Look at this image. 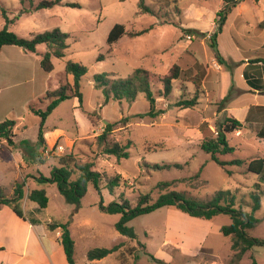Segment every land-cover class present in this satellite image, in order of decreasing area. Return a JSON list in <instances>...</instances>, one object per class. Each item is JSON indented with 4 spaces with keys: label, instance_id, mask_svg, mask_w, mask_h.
<instances>
[{
    "label": "rangeland",
    "instance_id": "1",
    "mask_svg": "<svg viewBox=\"0 0 264 264\" xmlns=\"http://www.w3.org/2000/svg\"><path fill=\"white\" fill-rule=\"evenodd\" d=\"M38 1L33 0L34 4ZM67 3H77L78 7ZM222 6L223 0H61L53 7L21 13L23 7L29 9L27 2L23 6L19 0H0V29L5 24L3 9L8 19L18 16L9 23L8 29L20 37L29 38L53 28L68 34L65 55L51 59V72H45L38 62L24 57L22 62L30 71L21 80L28 83H23L16 97L8 90L0 94V122L16 120L15 143L28 142L26 149H11L0 142V185L5 196L11 198L15 183H21L24 197L20 206L26 223H31L28 235L23 220L9 206L0 205V262L11 264L18 258L27 238L28 255L36 256L33 258L37 261L24 257L19 264H68L59 244H56L57 251L52 250L50 243L56 240L58 231L47 226L68 223L74 241L75 264H156L143 250L169 264H226L231 254L230 239L219 228L230 223L228 215L203 220L163 206L127 223L137 233V238L132 240L115 229L120 214L108 213L99 207L100 202L107 206L123 199L134 206L141 194H148L151 203L170 190L208 200L217 191L229 189L236 197L235 206L250 211V195L259 184L261 206L254 212L258 221L247 233L264 239V182L258 174L246 169L250 159L264 157V138L258 137L255 131L264 125V68L259 63L243 66L248 58H264V0H240L219 31L216 14ZM115 23L124 24L125 34L109 46L107 35ZM143 29L148 30L133 35ZM214 32L216 51L224 59L222 64L217 62L215 49L210 44L209 36ZM46 49L45 44H39L37 55ZM67 61L87 67L80 80L82 103L75 97L61 101L44 120L39 138L41 119L29 111L28 105L47 90L66 82ZM173 64L181 68L179 79L173 81L168 100L156 98V107L165 109V113L152 120L136 116L149 108L143 93L139 92L132 102L112 99L105 102L103 92L93 84L97 74L125 79L138 67L167 74ZM250 74L260 81L254 79L255 83H248ZM44 78L46 89L37 95ZM67 80L71 82L72 76L68 75ZM193 81L201 86L198 105L178 108L174 103L182 91L186 96L195 92ZM256 85L262 87L258 89ZM30 88L35 93H30ZM48 103L47 99L37 103V107L43 110ZM220 108L225 110L220 113ZM257 109L262 112L252 113ZM230 115L244 123L240 130L226 134L228 144L234 149L219 157L225 161L238 159L242 163L221 166L201 150L200 144L205 125L215 134L217 121ZM124 117L130 122L126 126L116 124L109 138L121 144L130 141L128 157L118 159L101 154L102 147L96 136L102 132L105 122H117ZM57 144L64 147L63 154L55 151ZM68 154L78 161L92 162L93 170L103 174L100 190L88 183L79 203L74 204L64 199L56 184H46L43 185L48 197L45 208L28 200L29 190L40 186L35 177L49 176L52 167L58 165V158ZM116 174L121 175V180L111 192L106 181ZM164 181L171 184L160 189L157 185ZM115 244H122L120 251L134 247L139 258L135 260L127 255L126 262L122 263L119 251L100 260L86 258L90 249L110 248ZM251 255L257 264H264V245H255L237 264H250Z\"/></svg>",
    "mask_w": 264,
    "mask_h": 264
},
{
    "label": "trees",
    "instance_id": "2",
    "mask_svg": "<svg viewBox=\"0 0 264 264\" xmlns=\"http://www.w3.org/2000/svg\"><path fill=\"white\" fill-rule=\"evenodd\" d=\"M240 0H223V6L217 12L216 28L221 30L224 25L227 15L230 13L232 7L236 6ZM24 6L28 3L29 9L23 7L21 13H28L31 10H38L47 7H53L59 4L61 0H39L37 4H34L33 0H19ZM142 4V3H141ZM68 6L78 7L77 3H67ZM147 12L149 9L143 7ZM1 14L5 18V24L0 29V50L6 45H15L22 48L25 52L37 53L36 48L39 44H45L46 51L40 54V66L42 69L49 73L53 70L52 58H61L65 55V50L68 47L67 38L68 34L62 32L58 28H53L41 33L32 34L29 38L20 37L14 32L8 29L9 23H12L13 19H8L4 10L1 9ZM261 29L260 27H258ZM148 29H143L136 33L134 36L140 35L146 32ZM197 34H203L202 32L188 30ZM125 34V26L122 23H115L110 29L106 42L111 46L114 42L120 39ZM256 37V36H255ZM236 40V37H234ZM211 47L215 49V58L219 64L224 62V59L216 51V32L209 36ZM237 41V40H236ZM239 44V42H238ZM110 51V50H109ZM99 56V59H102ZM248 64L255 66L256 64H262L264 68V58L256 57L247 59ZM181 68L178 64H173L167 74H155L151 71L138 67L125 79L123 78H110L107 74L95 75L94 87L100 89L104 96L105 102L112 100H126L132 102L135 100L136 95L141 92L144 94L148 101L149 108L145 113L137 114L139 118L147 117L149 119H155L158 116L165 113V109L156 107V98L162 97L164 99L169 98L172 92V83L179 79ZM87 72V67L81 63L67 61L65 65L66 82L61 83L55 89H49L44 95L38 97L37 101L28 105L29 111L40 116V125L38 135L42 137L43 122L52 110L63 100L75 97L78 99L79 104L82 103V94L80 91L81 77ZM204 74V73H203ZM72 76V81L67 80V76ZM264 75V73H263ZM199 76V75H198ZM200 77V76H199ZM255 77H250L247 82L250 84L255 83ZM260 81L259 79H256ZM196 90L191 96H186L187 93L182 91L178 100L174 103L178 108H194L198 105L200 87L198 88L196 81H193ZM260 89L261 85H256ZM49 100L45 109L37 107V103H41L45 100ZM221 109V108H220ZM93 116V113L90 114ZM130 122L128 117L122 118L117 122H108L104 125L102 132L96 136L97 143L102 147L101 154L114 155L115 157L123 158L128 157L127 148L130 146V141L126 144H121L116 140L109 138L111 132L114 130L115 125L121 123L126 126ZM251 129L254 125L246 122ZM205 133L202 138L200 148L205 153L210 155V159L215 161L221 166L227 164H241L242 161L233 159L225 161L220 159V155L231 153L234 149L233 146L228 144L226 134L240 130L243 123L233 116H225L222 120L217 121L215 131L213 134L208 125H205ZM16 127V120L5 119L0 122V142H5L9 148H28V142L21 140L19 144L14 140V129ZM258 137L264 138V130H255ZM171 165H164V167H170ZM172 166H180L174 164ZM246 169L248 172H253L259 175V180L264 182V157H256L250 159L246 163ZM74 176V177H73ZM103 174L93 170V163L90 161H78L73 155L68 154L60 156L58 158V165L53 166L50 170L49 176L40 175L35 177L36 183L40 185L37 188L29 190L27 199L35 202L40 208H45L48 203V197L43 185L56 184L59 193L69 203L78 204L80 198L84 195L87 189L88 183H92L97 190H100V183L102 181ZM121 175L116 174L106 181V187L109 191L113 192L117 186H119ZM171 183L164 181L158 183L160 189H165ZM21 183L16 182L14 185V192L11 198H8L4 194L3 187L0 185V205H7L11 210L20 218L25 219L20 206V200L24 197V193L21 187ZM256 190L251 193V209L250 211L243 210L241 207L235 206V195L229 190H219L208 200H199L197 198L188 196L186 192L170 190L162 193L158 198L149 202L148 194H141L138 197L137 203L131 206L130 203L123 199L121 202H112L107 206L100 202L99 207L108 213L120 214L119 220L115 223V229L118 233L126 236L130 239H136L137 233L133 227L128 226L127 223L134 217L149 213L155 209L163 206L173 207L182 213H185L191 217L199 218L203 220H211L213 217L219 214H225L230 217V223L220 226L219 232L224 236H228L230 239V257L227 259L226 264H237L242 257L255 245H264V239H258L248 235L247 229L252 228L257 219L254 216V212L261 206L260 195L258 193L259 184L256 185ZM48 228L50 230H57L60 232L57 238L58 243L63 249L68 264H75L74 261V241L70 235L68 229V223L55 224L49 223ZM122 244H115L110 248L96 247L90 249L86 253L88 260H100L109 254L118 252V257L122 263L126 262L127 255H132L135 260L139 258V253L135 252L134 247H129L125 251H120ZM142 253L156 264H169L164 260L155 257L146 250ZM250 264H257L254 256H250Z\"/></svg>",
    "mask_w": 264,
    "mask_h": 264
},
{
    "label": "crops",
    "instance_id": "3",
    "mask_svg": "<svg viewBox=\"0 0 264 264\" xmlns=\"http://www.w3.org/2000/svg\"><path fill=\"white\" fill-rule=\"evenodd\" d=\"M37 54H39V53L38 52L37 53L25 52L22 48H20V47L15 48L14 46L11 47V46H7L6 45V46H3L1 48V50H0V94L4 90H8L10 92V94H11L12 97H16V96L19 95V93H18V92H20L19 89H22L21 86L25 82V81L21 80V78L26 74V72L30 71V69L27 67V65L22 62L23 61V58L24 57L25 58L27 57L28 59H30V60H32V61H34L36 63L38 62V64L40 65V56H38ZM30 60H29V62H30ZM245 61L246 62L244 63L243 66L244 67L245 66L246 67H250L251 65L248 64V60H245ZM217 66H219V69H220V65L218 64ZM219 69H217V70H219ZM253 75L254 74H250L251 77H254ZM204 78L201 81H203ZM43 81H44L43 82L44 83L43 86L41 85V83H39V85L41 86V88H40L41 90H39L38 92H36L37 95L42 94L45 91V89H46L45 78H44ZM30 82H33V81H30ZM263 82H264V77H263ZM26 83H28V82H25V84ZM199 87L201 89V86H199ZM263 89H264V86H263ZM29 90H30V93H35V90H33L31 88ZM29 90H28L27 93H29ZM223 110H225V108H221L220 113ZM260 112H262L261 109L260 110L257 109L255 111H252V113H254V114L260 113ZM231 116H233V115H231ZM244 119H246V118H244ZM242 123H244V122H242ZM260 130H264V125L261 127ZM21 154H22V156H24V154L22 152H21ZM22 160H24L23 157H22ZM3 208H5V207H3ZM13 214L16 217H18L14 212H13ZM18 218H20V217H18ZM20 219H22V218H20ZM22 220H23V223L22 224H24L25 226H27L28 235H29V233H31L29 231L30 230V224L31 223L28 224V223H26L25 219H22ZM59 234H60V232L58 231L55 234L56 240L55 241H51L52 242V245L50 243V246L52 247V250L53 251H57L58 248H59L58 245L56 246V244H59L58 243V240H57V238L59 237ZM27 240L28 239L26 238L25 244H23L21 246L22 254L18 258H16L13 262H11V264H19L22 260H24V257L25 258L26 257H28V258L31 257L30 260L32 259L33 261H37V260H35V258H33V257H36V256H29L28 255V251H27L28 250V241ZM34 252H35V250L33 249V254H34ZM0 264H3V262H0ZM45 264H46V262H45Z\"/></svg>",
    "mask_w": 264,
    "mask_h": 264
},
{
    "label": "built area",
    "instance_id": "4",
    "mask_svg": "<svg viewBox=\"0 0 264 264\" xmlns=\"http://www.w3.org/2000/svg\"><path fill=\"white\" fill-rule=\"evenodd\" d=\"M55 151H56L58 154H63L64 151H65V149H64V147H63L61 144H57V145L55 146Z\"/></svg>",
    "mask_w": 264,
    "mask_h": 264
},
{
    "label": "water",
    "instance_id": "5",
    "mask_svg": "<svg viewBox=\"0 0 264 264\" xmlns=\"http://www.w3.org/2000/svg\"><path fill=\"white\" fill-rule=\"evenodd\" d=\"M105 123H107V122H105Z\"/></svg>",
    "mask_w": 264,
    "mask_h": 264
}]
</instances>
